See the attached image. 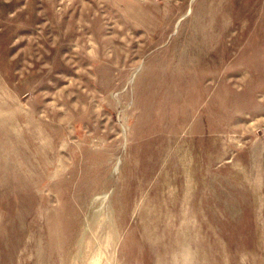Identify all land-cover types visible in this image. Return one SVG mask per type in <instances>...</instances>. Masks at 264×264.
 <instances>
[{"label": "rangeland", "instance_id": "374dc122", "mask_svg": "<svg viewBox=\"0 0 264 264\" xmlns=\"http://www.w3.org/2000/svg\"><path fill=\"white\" fill-rule=\"evenodd\" d=\"M0 264H264V0H0Z\"/></svg>", "mask_w": 264, "mask_h": 264}]
</instances>
